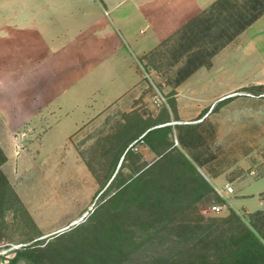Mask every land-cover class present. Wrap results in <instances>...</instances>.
Masks as SVG:
<instances>
[{"label": "rangeland", "instance_id": "374dc122", "mask_svg": "<svg viewBox=\"0 0 264 264\" xmlns=\"http://www.w3.org/2000/svg\"><path fill=\"white\" fill-rule=\"evenodd\" d=\"M205 42V37L184 42L177 35L146 58L142 76L147 84L148 116L165 108L152 102L154 85L169 101L190 54L202 50V59L206 58ZM4 76L0 80V107L16 95L11 93V84L17 88L21 83ZM263 94L264 87H259L220 97L198 133L193 137L185 134L190 146L186 151L201 155L211 173L227 172L234 187L231 198L253 192L254 200L258 196L264 200ZM152 120L148 117L147 122ZM53 123L45 134L48 125L37 128L29 121L6 126L0 122V264L9 262L22 249L27 252L16 264H65L73 253L88 247L89 238L96 234L97 228L92 226L72 229L87 223L94 210L114 193L117 186L110 191L108 187L122 162L116 184L156 159L142 143H137L140 145L131 157L119 158L129 138L142 127L138 119L128 115L120 113L85 124L70 136L74 129L70 118ZM204 195L196 202L183 199L186 201L174 209V220L167 226L158 222L154 228L135 230L137 243L121 264H158L164 256L185 261L195 254L206 258V238L199 240L205 236L206 224L214 218L231 217L234 209L217 189ZM214 204L224 207L215 212L211 208ZM236 212L249 222L254 211L242 208ZM149 215L144 213V217ZM135 220L129 216L130 224L135 225ZM217 223H222V229L230 227ZM61 229L65 230L55 234ZM189 239L199 243L195 253Z\"/></svg>", "mask_w": 264, "mask_h": 264}, {"label": "crops", "instance_id": "0c3cea01", "mask_svg": "<svg viewBox=\"0 0 264 264\" xmlns=\"http://www.w3.org/2000/svg\"><path fill=\"white\" fill-rule=\"evenodd\" d=\"M214 1L0 0V80L5 75L21 81L17 88L11 84L16 95L0 107V122L48 125L47 134L53 121L68 117L74 124L70 136L120 113L139 124L165 114L175 146L234 210L264 209V200H254L253 192L231 198L224 189L232 184L227 172L211 173L201 155H195L198 163L185 150L190 147L185 134L198 133L220 97L264 86V14L221 48L209 66L178 84L163 110L153 116L145 110V56ZM140 131L138 138L145 134L139 136ZM138 143L158 158L145 141Z\"/></svg>", "mask_w": 264, "mask_h": 264}, {"label": "trees", "instance_id": "16d2710c", "mask_svg": "<svg viewBox=\"0 0 264 264\" xmlns=\"http://www.w3.org/2000/svg\"><path fill=\"white\" fill-rule=\"evenodd\" d=\"M263 14L264 0H216L188 21L174 36L179 35L184 42L205 37L206 58L202 59V50L192 52L180 70L176 86L199 67L209 66L212 57L221 48ZM162 116L141 124L139 136L145 134L140 138L138 134L132 135L119 154V158L124 156L123 161L126 160L133 155V147L143 140L158 153V158L143 164L136 175L116 184L122 162L108 187L110 191L117 186L114 193L94 210L87 223L72 229L75 232L92 226L97 228L96 234L89 238L91 242L88 247L82 249L81 253L70 255L71 259L65 264H121L137 243L135 230L154 228L158 222L167 226L174 220V209L186 201L183 199L190 198L196 202L204 194L208 196L214 192L215 188L201 174L197 164L185 151L175 146L173 126L167 124L170 119L166 120L169 116ZM195 134L191 132L192 137ZM189 154L199 161L195 154ZM144 213L152 215L144 217ZM231 213L229 218H214L206 224L205 236L199 238H206V258L195 254L185 261L184 258L164 256L158 260V264H264V209L252 212L249 222L243 220L235 210ZM129 216L136 219L135 225L129 223ZM217 221L229 225V229H222V223ZM193 241L187 240L191 243L190 250L195 253L199 243ZM26 252L19 250L6 264H16Z\"/></svg>", "mask_w": 264, "mask_h": 264}, {"label": "built area", "instance_id": "2783aa9c", "mask_svg": "<svg viewBox=\"0 0 264 264\" xmlns=\"http://www.w3.org/2000/svg\"><path fill=\"white\" fill-rule=\"evenodd\" d=\"M145 70V69H144ZM145 72H148L145 70ZM146 75H148L146 73ZM154 85V84H153ZM264 95V94H263ZM152 102L154 103L155 106L161 107L164 106L168 103V96L167 94L158 86L154 85V93L152 96ZM133 144H131L132 146ZM133 149H138V145L136 144ZM224 189L227 193H233L234 192V187L232 186L231 183H226L224 186ZM219 192H222L221 190H218ZM224 206L220 204H214L212 205V210L215 212H220Z\"/></svg>", "mask_w": 264, "mask_h": 264}, {"label": "water", "instance_id": "95a60500", "mask_svg": "<svg viewBox=\"0 0 264 264\" xmlns=\"http://www.w3.org/2000/svg\"><path fill=\"white\" fill-rule=\"evenodd\" d=\"M115 175H116V173L113 175L112 179L114 178ZM64 230H65V229H61V230L57 231L55 234H57V233H61V232H63Z\"/></svg>", "mask_w": 264, "mask_h": 264}]
</instances>
